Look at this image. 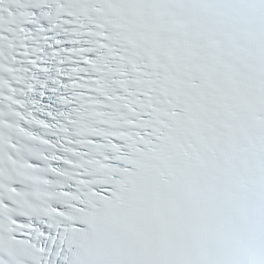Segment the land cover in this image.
<instances>
[{
  "label": "snow or ice",
  "instance_id": "obj_1",
  "mask_svg": "<svg viewBox=\"0 0 264 264\" xmlns=\"http://www.w3.org/2000/svg\"><path fill=\"white\" fill-rule=\"evenodd\" d=\"M4 2L0 264H264V0H54L76 157L54 196L21 142L36 62Z\"/></svg>",
  "mask_w": 264,
  "mask_h": 264
}]
</instances>
